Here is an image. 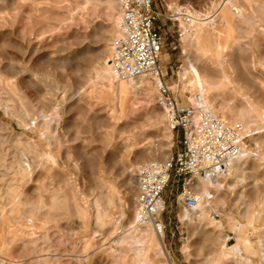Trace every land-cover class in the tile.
<instances>
[{"label":"rangeland","instance_id":"1","mask_svg":"<svg viewBox=\"0 0 264 264\" xmlns=\"http://www.w3.org/2000/svg\"><path fill=\"white\" fill-rule=\"evenodd\" d=\"M25 1L0 0V48L2 47L0 53L3 54L0 55V74L3 75L5 80L3 83L0 82V138L6 140L11 136L10 134L18 132L24 133L14 116L16 114H21V103L25 101L23 98L29 97L32 113L35 114V112L40 113L41 110H49L48 113L54 117L55 124H61L59 125L60 130L64 134L65 139L67 138V143L64 148H55L56 153H61L60 161L55 164L44 163L45 168L42 172L43 174H41L42 177H45L44 179L41 178V175L40 178L39 176H34V178L27 176L23 178L25 179L24 183L23 179L20 180L22 177L19 174H15L18 176L13 175L15 170L17 171V163L13 164V172L10 171L12 169L4 167L5 165H10L11 153L12 151L14 152V149L10 147L7 141L6 145L0 143V150L6 153L3 152L4 155H7L4 159H0V213L4 209L7 217L11 218V223L17 224L18 222H22V224L27 225L26 219L28 216L24 212L26 205L29 206L33 203H37L38 196L40 197V199H38V201L40 200L39 203H47L48 211L51 209L50 206L53 203L52 211L50 210L49 212L51 216L47 213V220L35 219V225L37 227L41 225L40 228L35 227L33 229L37 237L30 236L32 234H30L31 232L29 231L26 233H29L28 235L30 237L27 234L26 237L25 233L18 235L20 236L18 237L16 236L18 233L15 232L16 226H14V228L11 227L13 228L12 230L11 228L6 229V227H1L2 240L5 242L10 240L6 243L5 248H2L3 246L0 242V255L6 258L10 264H144L143 256L137 257L135 254V240L137 241L138 239V243H140L142 248H149L147 249V251H149L148 260L151 264H171L166 262L167 259L163 253L160 254L157 252L159 246H154V244H152L154 242L158 244V239L155 238L156 236L153 233L154 229L151 227L152 231L149 238L147 237L148 240H145L146 236L144 237L140 230H138V225L136 223L137 208L135 207L138 196V186L135 182L134 174L135 169L138 168L139 165L151 163V157H158L159 154V157L162 156V146L166 143L170 146V155H173L179 148V134L176 131L171 132L169 130L166 118L162 123V130H158V124L156 125L158 121L157 118L159 119L161 113L163 111L165 112V110L157 103V88L155 82L151 78H145V87L141 88L137 94H129L126 102V114L121 118L119 114V99L114 93L115 84L109 80H103V78L101 80L95 74V70L100 69L105 64V57L109 55L106 51L107 48H113L112 36L117 35L118 29V20L116 17H118L119 13L121 15V11L110 10L105 6V0ZM228 1L229 0H167V3H164L158 0L156 2V8L163 14L169 15L177 11L176 6H182L183 8L188 6L189 9H191L192 15L202 14V16L205 17L206 15L210 16L217 13L218 17L221 18L222 12L220 13V4L222 5V3ZM232 1L233 3L228 6L238 8V10L247 17L246 21L236 18L235 21L230 22L228 27L224 28L225 30H229L228 32L232 37L231 40L234 42V51L237 53V56L241 58L236 62L251 68L253 80H255V77L257 81L264 80V0ZM250 7L254 9H250ZM114 11L117 14H115ZM231 13L233 12L231 11ZM250 18H254L255 20L253 21V19H251V22ZM182 20L185 23H189L181 17L170 20L163 15L160 17L158 24L161 25L162 33L165 38V44L162 50V66L166 72H169L167 77L168 82L172 86L174 92H176V95L182 99V102L189 105L192 103L191 98L196 92L193 90L192 86L186 87L185 85L189 81L191 75H187L189 77L188 79H183L185 69L188 65V61H186L187 58L191 57L195 60L199 58L198 60L200 62L203 61L202 63H208L212 60L211 69L213 66H217L218 63H216L217 61L214 56L209 55V57L205 56L204 58L202 57L204 56L202 52L195 49L196 44L191 39L192 33L191 31L187 32L188 29H186L189 25L185 24ZM208 20H206V22H208ZM236 20L239 21L237 22ZM205 28L206 30L210 28L209 30L212 31L213 29H218L219 25H217V27L215 25L214 28L210 25H206ZM113 30L114 32L116 31L115 34ZM202 37L197 38L198 42L206 46L207 42L209 44V40L213 38L211 35L209 39L207 33L205 35L203 34ZM203 41L205 42L203 43ZM197 52H199V55H197ZM112 53L113 51H110V57H112ZM62 62L69 66L67 65L62 68L60 66L63 64ZM220 67L221 69L226 70L227 68L228 70L225 61L219 62L218 68ZM221 69H219V71H222ZM6 72L7 74H5ZM40 72H51L57 76L61 85L57 94L49 91L47 87L45 88L42 84L41 88H43L42 91L44 93L40 91V87L38 88L35 86L36 83L40 84L38 75ZM62 73L64 76H62ZM244 79L245 78H243V80ZM223 89L215 100H211L210 98V104L214 106L216 112L226 121L230 123H243L246 128H249V132L253 130L255 128V122L249 123L248 117H246L245 120L239 121L230 119L240 110V112L244 111V113L247 114L245 111L247 108L238 109V111L230 107L229 104L238 94L236 95L235 92V94H233ZM251 91L253 93L251 94V101L257 103L258 106L264 105V101L262 102V94L254 89ZM40 92L45 96L43 97ZM65 97L67 99V104L62 110L63 121L59 123V119L53 111L54 107L49 104L61 105ZM5 99L11 101L10 106L14 108L12 109L15 115L14 113L11 114L10 111L9 114H7L3 108ZM242 99L239 100L240 103L244 101L243 97ZM64 109H67V111ZM250 109L251 108L248 110ZM251 112L254 113L255 111L251 110ZM167 131L171 133L169 140H167ZM250 133L252 136L248 141V149L256 153L258 152L264 157V149L257 145V141L261 134L256 131ZM3 136L4 138H2ZM107 137L111 141L110 150L113 155L111 157L112 160L110 159L111 161L105 162L101 155V149ZM157 143H159V146L162 148H157V145L154 150L149 149L152 145ZM92 144L93 147L90 146ZM7 147L10 148V151H7ZM69 151L71 152L68 153ZM249 159L245 162L246 173L248 175H246V181L244 180L231 191L230 185L232 179L225 178V182L223 183L226 193L223 190L222 192L224 193L219 195L220 198L218 197L219 199L213 202L217 210L213 209L209 214L210 217L221 222L225 228V234L230 235V237H228L229 241H226L224 246H221L226 249H232V247L238 243V237L231 232L229 227L231 225L233 227L246 223L247 209L249 206H251L250 210L252 212V209L255 208L253 213H256L263 206L264 186L260 187L259 192H255L256 195L253 194V191H251L253 193L249 192L251 193L250 196H248V194L244 200L240 199L238 196L240 189H243L244 186L246 188L249 182L251 183L252 180L254 181V177L250 174V172H253L252 165L254 161L263 168L254 171L255 173L258 172L256 175L258 174V176H261V179H263L262 171L264 170V159L263 161L254 157ZM124 165L127 168H124ZM238 174L239 171H233V175ZM4 176L6 177L4 178ZM7 181L11 183L8 184ZM28 181H30V186L25 190L23 186ZM15 182L19 183L16 184ZM7 186L12 189L13 186L17 187L15 188L16 191L18 189V193L16 195L14 194L16 199L22 194V198L20 197L19 200H17L19 204L16 202V206L19 205L18 207L21 210V217L11 212L13 206L7 204L3 198L8 190ZM20 187H22V189H20ZM35 187H37V189H35ZM5 188L7 189L6 191ZM38 188L40 189L38 190ZM109 194L113 196H109ZM178 194L179 187L176 182H171L166 192V198L168 199L167 209L163 214V219L167 226L165 242L171 256V261L174 264H233V259L239 257L238 253L236 256L231 254L229 257L221 254L219 243L210 234L203 237L200 235L193 236L192 229L198 226L199 220L196 218L194 222L191 223L182 218V211L185 208L181 207L179 204ZM56 195L59 198H56ZM257 195L261 197L258 198ZM41 199H45L44 202H42ZM97 201H100V203L102 202L101 208L103 205V207H105L107 203H110L107 209V212H109L108 218L110 219L107 218V223H105L103 228L102 226L96 225L97 210L95 203ZM54 203L56 205H54ZM76 206H78L77 212V209H75ZM53 208L57 210L53 211ZM58 210L59 212H57ZM189 212L192 217L194 214H200V210L189 209ZM52 213L54 215H52ZM59 215L64 218H59ZM109 222L111 223L109 224ZM262 223H264V221ZM41 227L45 228L41 229ZM3 229L8 230L7 232L9 233L7 234L6 230ZM208 229L210 233L221 232L214 226ZM251 232H253V230H251ZM131 235L134 240L132 241L133 244L131 243ZM151 235L152 238H150ZM22 236L25 237L23 238ZM206 236H208V240L205 238ZM33 238L37 241L32 245H26L27 239L30 240ZM250 239L254 246L258 245V234L255 233L251 235ZM89 240L90 242H88ZM142 240L144 242H142ZM203 242H205V244ZM186 245H189L188 251L185 250ZM245 255L247 256L248 254ZM252 256L250 257L252 263L264 264L260 261L259 256L258 259L253 254ZM225 257H227V259Z\"/></svg>","mask_w":264,"mask_h":264},{"label":"bare ground","instance_id":"2","mask_svg":"<svg viewBox=\"0 0 264 264\" xmlns=\"http://www.w3.org/2000/svg\"><path fill=\"white\" fill-rule=\"evenodd\" d=\"M5 1V0H4ZM22 1V0H21ZM25 1V0H23ZM30 1V0H29ZM102 1V0H101ZM3 2V1H2ZM25 2H28V1H25ZM97 2V1H96ZM100 2V1H99ZM105 6H107L110 10H120V6H119V2L118 0H105ZM29 3H32V2H29ZM233 1L232 0H229L228 2L226 3H222V5L220 4V13L222 12V16L221 18L218 17V14H214V15H210V16H205L203 17L202 14H195V15H192L191 13V9H188L187 8V12L190 14V16L192 17L191 18V21L189 23H185L183 20V22L185 24H188L189 27L186 28L188 29V31H191L192 33V36H191V39L192 41L196 44V48L195 49H198V51L202 52V57L205 58V56H208L209 55H212L214 56V58L216 59V63H218L217 66H213L212 69H211V61L208 62V63H202L200 62L198 59L195 60V59H192L191 57L187 58L186 61H188V65H187V68L185 69V74H184V77L183 79H188L189 75H191L189 81L185 84L186 87L188 86H192L193 90L196 92L194 94V96L191 98V102H194V99H195V96L198 94V93H201L204 97V100L206 102V104H208L209 106H212L214 108V106L212 104H210V98L211 100H215L216 97L218 95H220L219 93L222 92V89L224 88L225 91L228 90L229 92L235 94L236 93V97L234 98L233 101H231V103L229 104L230 107L236 109V110H240V109H246L245 110L247 112V114L244 113V111L240 112H236V114H234L230 119L231 120H234V121H239V120H245L246 117L249 118V123L251 122H255V128L253 130H250V132H258L261 134V136L259 137L258 141H257V145L258 147H262L264 149V105H261V106H258L257 103H254L253 101H251V94L252 91L251 90H255L257 92H259L260 94H262V102L264 101V80H258L256 79V77L254 78L255 80H253L252 78V72H251V68H249L247 65V67L243 66V65H240L238 64L236 61L237 60H240L241 58H239V56H237V53L234 51V42H232V37L230 36L229 34V30H225L224 28L228 27L230 22H233L235 21V19L237 18H240L243 19V21H246L247 20V17H245V15L242 14V12H240V10H238V8L236 7H229L228 5L229 4H232ZM248 4V3H247ZM247 6V5H246ZM177 7V10L181 13L183 7L182 6H176ZM250 9H254V8H251ZM231 11L233 13H231ZM262 11V10H261ZM115 12V11H114ZM113 12V13H114ZM120 12V11H119ZM244 12V11H243ZM254 12V10H253ZM259 12V11H257ZM194 13V12H193ZM256 13V12H255ZM16 14V13H15ZM18 14V13H17ZM115 14H117L115 12ZM234 14V15H233ZM247 14V13H246ZM252 15V14H251ZM120 13L118 15L117 20L119 22V19H120ZM212 16V18H211ZM247 16V15H246ZM209 19V20H208ZM253 19V21L255 20L254 18H250V20ZM206 20H208V22H206ZM237 21V20H236ZM239 21V20H238ZM237 21V22H238ZM241 22V21H240ZM252 22V20H251ZM257 22V21H256ZM249 23V22H247ZM251 24V23H250ZM259 24V23H258ZM206 25H210L212 26V28H214V26L216 25H219V28L218 29H213L212 31H210L208 28V30H206L205 26ZM186 26V25H185ZM236 26V25H235ZM117 27V26H115ZM208 27V26H207ZM102 28V27H101ZM104 28V27H103ZM114 29V28H113ZM241 29V27H240ZM113 33L115 34L116 31L114 32L113 30ZM208 34V37L210 39L211 35L213 36L212 40H209V44L207 42V46L204 45V44H201V42L199 43L198 42V39L197 38H201L202 35L204 34ZM112 34V35H114ZM115 36V35H114ZM112 36L113 38V41H114V37ZM204 37V36H203ZM202 37V38H203ZM240 38V37H239ZM110 39V38H109ZM225 40V41H224ZM236 40V39H235ZM110 41V40H108ZM240 41V40H239ZM17 42V41H16ZM205 41H203L204 43ZM113 44V43H112ZM211 44V45H210ZM237 45V44H236ZM94 47V46H93ZM90 48V47H89ZM88 48V49H89ZM110 48V47H109ZM107 48V52L109 53V55H106V61H105V64L104 66H102L100 69H96L95 70V74L96 76L102 80H109L111 82H113L115 84L114 86V93L118 96V99H119V107H120V117H124L125 114H126V108H127V100H128V96L130 93H135L137 94L138 91L145 87V78H139V79H136V80H132V81H116L115 78L113 77L112 75V68H111V57H110V51L112 52L113 51V48ZM236 48V46H235ZM2 49V47L0 48ZM4 50V48H3ZM91 50V49H89ZM88 50V52H89ZM93 51V50H92ZM91 51V52H92ZM2 52V51H1ZM5 52V51H4ZM87 52V50H86ZM85 52V53H86ZM192 53V52H191ZM199 55V52H197ZM6 54H7V51H6ZM13 54V53H12ZM193 54V53H192ZM191 54V55H192ZM0 55H3L2 53H0ZM189 55V54H188ZM196 55V56H197ZM194 56V54H193ZM200 57V56H199ZM207 57V58H208ZM195 58V57H193ZM203 59V58H202ZM201 59V60H202ZM210 60V59H209ZM90 61V60H89ZM221 61H225L227 63V66H228V70L226 68V70L224 69H221L218 68L219 66V62ZM91 62V61H90ZM207 62V61H206ZM63 63V62H62ZM68 63V62H67ZM72 63V62H71ZM210 63V64H209ZM213 63V62H212ZM55 64V63H54ZM70 64V63H69ZM73 64V63H72ZM94 64V63H93ZM96 64V63H95ZM221 64V63H220ZM68 65V64H67ZM66 63L60 65L62 68L66 67L67 66ZM254 65V64H253ZM57 66V65H56ZM69 66V65H68ZM82 66V65H81ZM259 66V65H257ZM80 67V66H79ZM96 67V66H95ZM93 68V67H92ZM262 68V66H261ZM219 69H221L222 71H219ZM253 69V68H252ZM15 70V69H13ZM18 70V69H17ZM261 70V69H260ZM32 71V70H31ZM263 71V70H262ZM8 72V71H7ZM7 72L5 74H7ZM15 72V71H14ZM39 72V71H38ZM19 73V72H18ZM264 73V72H263ZM12 74V73H11ZM15 74V73H14ZM90 74V73H89ZM9 75V74H8ZM35 75V74H34ZM39 83H36L35 86H37L38 88L42 87L43 85L45 86V88L47 87V89L51 92H54L55 94L58 93L59 89L61 88V85H60V81L58 80L57 76L51 72H40L39 74ZM93 75V74H92ZM188 75V76H187ZM262 75V74H261ZM12 76V75H11ZM62 76H64V74L62 73ZM263 76V75H262ZM260 77V76H259ZM258 77V79H259ZM243 78H245L243 80ZM264 78V77H263ZM261 78V79H263ZM98 79V80H99ZM5 80H4V77L2 74H0V82L3 83ZM36 81V80H35ZM24 83V82H23ZM28 83V81H27ZM25 84V83H24ZM42 84V86H41ZM27 85V84H26ZM28 86V85H27ZM43 88L40 89V91H42ZM223 89V90H224ZM33 90V89H32ZM39 90V89H38ZM35 91V90H34ZM33 91V92H34ZM48 91V92H49ZM251 91V92H250ZM13 92V91H12ZM43 92V91H42ZM42 92H40V94H42ZM210 92V93H209ZM235 92V93H234ZM44 93V92H43ZM39 94V93H38ZM210 94V95H209ZM43 95V94H42ZM229 95V94H228ZM45 95H43L44 97ZM242 97L244 98V101L243 102H239V100L242 99ZM76 98V97H75ZM21 99V98H20ZM25 99V101L23 102L22 101V107H21V114L19 115H15V112H14V108L11 107L10 105V100L8 99H5L4 102H3V108L5 109V111L7 112V114H9V111L12 113H14V117H16L15 120H17V123L19 125V127H21L24 131V133H13V134H10L11 136L9 138H7L6 140L4 139H1L0 138V143L3 144V145H6V141L9 142L10 144V147L14 149V152L12 151L11 153V162H10V165H2L4 166L5 168H8V169H12L10 170L11 172H13V164L17 163V171L15 170V173L13 174L14 176H18V175H15V174H19L22 178H20V180H22L24 177H31V178H34V176H39L40 178V175L43 174L42 172L44 171V168H45V164L46 163H51V164H55L57 163L58 161H60L61 159V153L55 151V148L57 147H60V148H64L67 141L65 139V136L64 134L62 133V131L60 130V126L61 124H59L61 121H63V116H62V110L64 108V106L67 104L66 102V97L65 99L62 101V104H49L50 106L54 107L53 108V111L55 112L56 114V117L59 119V125L55 124L54 122V117L52 115H50L48 111H43L41 110L40 113H37L35 112L32 113V110L30 109V99L29 97H25L23 98ZM22 99V100H23ZM44 99V98H43ZM40 100V99H39ZM243 100V99H242ZM246 100V101H245ZM47 101V100H46ZM2 106V105H1ZM263 106V107H262ZM68 107V106H67ZM251 108L250 110H248L249 108ZM13 108V109H12ZM162 108V107H161ZM71 109V108H70ZM65 110V109H64ZM164 110V109H163ZM215 110V109H214ZM251 110H254L255 112H251ZM67 111V109L65 110ZM216 111V110H215ZM230 111V110H229ZM250 111V112H248ZM67 113V112H66ZM238 113V114H237ZM64 114V113H63ZM254 115V116H253ZM12 116V115H11ZM119 117V118H120ZM159 117V116H158ZM13 118V116H12ZM167 119V114L166 112H162L161 113V117H159V119L157 118V122H156V125L158 124V130L161 131L162 130V123L164 122V119ZM107 119V118H106ZM117 119V118H116ZM156 119V118H155ZM147 121V120H146ZM1 123V122H0ZM62 123V122H61ZM106 123V122H105ZM154 123V122H153ZM6 124V123H5ZM4 124V125H5ZM108 124V123H107ZM1 125V124H0ZM2 125V126H4ZM109 125V124H108ZM1 126V127H2ZM7 126V125H6ZM107 126V125H106ZM132 127V126H131ZM4 128V127H3ZM5 129V128H4ZM165 129V128H164ZM3 130V129H2ZM146 130V129H145ZM157 130V131H158ZM169 130L171 132H173L170 128ZM248 132H249V128H247ZM10 131V130H9ZM14 131V130H13ZM27 131V132H26ZM170 131L168 132V136H167V140H169V138L171 137V133ZM145 132V131H144ZM166 132V133H167ZM29 134V135H27ZM32 135V136H31ZM108 135V134H107ZM9 136V134H8ZM7 137V135H6ZM165 137V136H164ZM4 138V136L2 137ZM147 138V137H146ZM106 140H104L105 142H103L102 144V157L103 159L105 160V162H108L113 153L111 152V145H110V140L109 138H105ZM165 139V138H164ZM76 141V140H75ZM153 141V140H152ZM168 142V141H167ZM0 144V145H1ZM112 144V143H111ZM168 143L164 144V146L160 147L159 146V143L155 144V145H152L151 150H154L157 146V148H162V156L159 157H151L150 159V162H155V163H158V164H166L172 155H170L169 153V149H170V146L167 145ZM161 145V144H160ZM91 147H93V144L90 145ZM149 146V145H148ZM8 148V147H7ZM145 148V147H144ZM159 148V149H160ZM10 151V148L7 149V151ZM6 151V152H7ZM157 151V149H156ZM4 151L0 150V159H4L5 156L7 155H4L3 153ZM71 151H69L68 153H70ZM131 152V151H130ZM152 152V151H151ZM154 152V151H153ZM112 153V154H111ZM6 154V153H5ZM145 154V153H144ZM148 156V155H147ZM143 157V156H142ZM257 158V159H261L263 161L264 157L259 154L258 152H254L253 150L251 149H248L245 148L244 151L242 152V154L240 155V157L236 160V161H233L231 163V165L229 166V170L226 174H224L223 176H221V178L219 180H214L212 178L210 179H206V180H202L201 181V184H200V189L202 191V194H203V200L200 202V204L198 205V207L194 208V210H200V214H194L193 217L191 215V213L189 212V209L186 210V209H183L182 211V218L184 220H188L190 221L191 223L194 222V219H198L199 222H198V226L195 227L194 229H192L193 231V236L195 235H200V236H205V235H208L210 234L212 237H214V239L219 243L220 247L224 244L226 241H229L228 240V237H230V235L228 234H225V228L223 227V225L221 224V222L219 221H216L215 219H213L212 217H210V212L213 210V209H216L217 210V207L214 205V201L219 199V195L222 194V193H226V190H225V185L223 182L225 178H230L232 179V183L230 185V190L233 191V189L237 186V185H240L245 179H246V166H245V162L247 161V159L249 158ZM144 158V157H143ZM147 159V158H145ZM149 159V158H148ZM6 160V159H5ZM4 160V161H5ZM112 160V159H111ZM110 160V161H111ZM124 160V159H123ZM144 160V159H143ZM250 160V159H249ZM3 161V160H1ZM148 161V160H147ZM261 161V162H262ZM103 162V161H102ZM124 162V161H123ZM122 162V163H123ZM45 163V164H44ZM145 163V161H144ZM147 164V163H146ZM110 165V164H109ZM125 166V165H124ZM260 164H257L256 161L253 162V165H252V171L253 172H250L251 176L254 177V181L252 180V182L248 183L246 185V188H245V184L243 185L244 188L243 189H240L239 190V197L240 199L244 200V198L248 195L250 196L251 193L255 194V192H259L260 190V187L261 186H264V170L262 171V175H263V179H261V176H258V174L256 175V173L258 172H254L255 170H260V169H263L262 167L260 168ZM48 168V167H47ZM46 168V169H47ZM50 168V167H49ZM124 168H127L126 166ZM2 169V168H1ZM48 170V169H47ZM46 170V171H47ZM234 170H237L239 171V174L238 175H233V171ZM2 171V170H1ZM5 171V170H4ZM45 171V172H46ZM2 173V172H1ZM4 173V172H3ZM6 173H7V170H6ZM9 173V172H8ZM5 174V173H4ZM12 175V176H13ZM248 176V175H247ZM3 177V176H1ZM6 176H4L5 178ZM13 178V177H12ZM19 178V177H18ZM38 178V177H37ZM41 178L44 179L45 177H42L41 175ZM103 178V177H102ZM11 179V178H10ZM15 179V178H14ZM17 179V178H16ZM15 179V180H16ZM95 179V178H94ZM100 179V178H99ZM134 179H135V182H136V178H135V174H134ZM252 179V178H251ZM250 179V180H251ZM1 180V179H0ZM18 180V179H17ZM23 183L25 182V179H23ZM38 180V179H37ZM263 180V181H262ZM10 181V180H9ZM8 182V184H10L11 182ZM12 181V180H11ZM36 181V179H35ZM246 181V180H245ZM14 182V181H12ZM20 182V181H19ZM19 182H15L16 184L19 183ZM32 182V181H31ZM38 182V181H37ZM36 182V183H37ZM40 182V181H39ZM231 182V181H230ZM22 183V182H21ZM111 183V182H109ZM246 183V182H245ZM15 184V185H16ZM34 184V183H33ZM108 184V183H107ZM5 185V184H4ZM14 185V184H13ZM35 185V184H34ZM6 186V185H5ZM9 186V185H8ZM7 186V189L5 188V191H6V195L3 196L5 202H7V204L9 205H12V209H11V212L14 213V215L16 214V216H20V208L18 207L19 205L16 206V202L17 200H19V198L21 197L22 198V194H20L21 196L19 198L16 199L15 195L18 193V189L16 191V186H13V189L12 188H9ZM30 186V181L26 182V184L23 186L25 188V190ZM103 186V184H102ZM104 186H107V185H104ZM111 186V185H110ZM16 187V188H15ZM242 187V186H241ZM56 188V187H55ZM116 188V187H115ZM20 189H22V187H20ZM35 189H37V187H35ZM40 188H38L39 190ZM111 189V188H109ZM24 190V191H25ZM43 190V189H42ZM41 190V191H42ZM115 190V189H113ZM224 190V192H222ZM11 191V192H10ZM16 191V192H15ZM34 191V190H33ZM32 191V192H33ZM37 191V190H35ZM253 191V192H251ZM23 192V191H22ZM251 192V193H249ZM2 193H3V188H2ZM37 193V192H36ZM35 193V195H36ZM91 193V192H90ZM263 193V192H262ZM15 194V195H14ZM92 194V193H91ZM258 194V193H257ZM260 194V193H259ZM264 194V193H263ZM29 195V194H28ZM31 195V193H30ZM256 195V194H255ZM38 196V195H37ZM57 196V195H56ZM109 196H113V195H110ZM225 196V195H224ZM227 196V195H226ZM237 196V197H238ZM33 197V196H32ZM39 197V196H38ZM37 197V203H33L31 205H26L25 206V210L24 212L26 213V215L28 216V218L26 219L27 221V225H24L22 224V222H18L17 224H13L11 223V218H8L7 215H6V211L3 209V211L0 213V228L2 227H6L7 228H11L14 226H16V231L17 232L16 236L18 235H21V234H24L25 235L27 234L26 232L29 231L31 232L30 236H34V237H37L36 236V233L33 232V229L36 227V228H40L41 225H39L38 227L35 225V219L36 220H45L46 218L48 219L47 217V213L49 214L50 210L52 209V204H51V209H47V203L43 204V203H39L38 199H40V197L38 198ZM219 197V198H218ZM223 197V196H221ZM258 197V195H257ZM261 197V196H260ZM258 197V198H260ZM15 200H14V199ZM36 198V197H34ZM56 198H59L58 196ZM97 198V197H96ZM103 198H104V195H103ZM27 199V198H26ZM25 199V200H26ZM65 199V198H64ZM109 199V198H108ZM239 199V200H240ZM22 200V199H21ZM33 200V199H32ZM45 200V199H44ZM44 200L41 199L42 202H44ZM56 200V199H55ZM96 200V199H95ZM94 200V201H95ZM100 200V199H99ZM238 200V202H239ZM241 200V201H242ZM104 201V199H103ZM28 202V201H27ZM109 202V201H108ZM263 202V206L256 212V213H253L255 210H253V212L250 210V207L247 209V221L245 224L243 225H236V226H233L232 225L229 227V229L231 230V232L233 234H235L237 237H238V243L232 247V249H226L224 247H221V254L223 255H227L228 257L231 255V254H234L236 256V254L238 253L239 254V257H235L233 260V264H256V263H252V259L250 258L252 256V254L258 259V256H259V259L260 261H262L264 263V223H262L264 221V201ZM18 203V202H17ZM102 203V202H101ZM101 203L100 201H97L95 203V207H96V210H97V213H96V225L98 226H103L105 225L106 220L110 219L108 218L109 217V212H107V209L109 208V205L110 203H107L105 207H103L105 203H103L102 205V208H101ZM244 203V202H243ZM19 204V203H18ZM240 204V202H239ZM54 205H56L54 203ZM62 206V205H61ZM112 206V204H111ZM110 206V207H111ZM248 206V205H247ZM55 207V206H54ZM78 206H76L75 209L76 212L78 211ZM137 208V201H136V206ZM122 208V207H121ZM135 208V209H136ZM235 208V207H234ZM56 209V208H55ZM57 210V209H56ZM54 210L53 208V211H56ZM111 210V208H110ZM245 210V209H244ZM257 210V209H256ZM52 211V210H51ZM137 211V210H136ZM59 212V210L57 211ZM124 212V211H123ZM12 214V213H11ZM59 214V213H58ZM70 214V213H69ZM50 215V214H49ZM52 215H54L52 213ZM57 215V214H56ZM75 215V214H74ZM51 216V215H50ZM63 216V215H62ZM122 216V214H121ZM21 217V216H20ZM53 217V216H52ZM75 217V216H74ZM77 217V216H76ZM111 217V216H110ZM15 218V217H13ZM56 218V217H55ZM59 218H64V217H60L59 215ZM108 218V219H107ZM122 218V217H121ZM22 219V218H21ZM46 219V220H47ZM17 220V219H16ZM78 221V220H77ZM112 221V220H110ZM39 223V222H38ZM111 222H109L110 224ZM137 223V221H136ZM37 224V223H36ZM61 224V223H60ZM108 224V225H109ZM3 225V226H2ZM138 225V224H137ZM136 225V226H137ZM44 226V225H43ZM126 226V225H125ZM216 227L217 230H220L221 232L220 233H210L209 232V227ZM227 226V225H226ZM46 227V226H45ZM45 227H41V229H44ZM61 227V226H60ZM11 228V230L13 229ZM101 228V227H100ZM153 228V227H152ZM152 228L151 226H141V225H138V230H140V232L144 235V237L146 236L145 240H148L147 237L149 238L150 236V233L152 231ZM6 229H3V230H6ZM127 229V228H125ZM154 229V228H153ZM10 230V229H9ZM214 230V229H213ZM251 230H253V232H251ZM8 230H6L7 232ZM35 231V230H34ZM12 232V231H11ZM9 232H7L8 234ZM95 233V232H94ZM108 233V232H107ZM153 233L154 235L156 236L155 238L158 239V244L155 242L152 243L157 246H159V250L157 251L158 253H163L167 259L166 262L168 263H171V264H174L172 261H171V256L169 254V251L167 249V246H166V242H165V233L164 234H160L158 233L155 229L153 230ZM258 234L259 236V240H258V245L257 246H254L250 237L251 235H254V234ZM14 234V232H13ZM29 234V233H28ZM27 234V235H28ZM131 234V233H130ZM133 234V233H132ZM137 234V233H136ZM5 235V234H4ZM15 235V234H14ZM26 235V237H27ZM134 235V234H133ZM9 236V235H8ZM29 236V235H28ZM29 236V237H30ZM39 236V235H38ZM137 236V235H136ZM199 236V237H200ZM7 237V235H6ZM20 237V236H18ZM23 237V236H22ZM25 237V236H24ZM23 237V238H24ZM138 237H139V234H138ZM208 236H206L205 238L207 239ZM4 238V237H3ZM8 238V237H7ZM10 238V237H9ZM17 238V237H16ZM125 238V237H123ZM152 238V235L151 237ZM5 239V238H4ZM13 239V238H12ZM131 239H132V235H131ZM137 239V238H136ZM205 239V240H206ZM212 239V238H211ZM8 240V239H7ZM10 240V239H9ZM8 240V241H9ZM15 240V239H14ZM17 240V239H16ZM24 240V239H22ZM129 240H130V236H129ZM151 240V239H150ZM156 240V239H155ZM208 240V239H207ZM206 240V241H207ZM213 240V239H212ZM7 241V242H8ZM37 241L35 240L34 238L33 239H30L28 240L27 239V244H34V242ZM132 241H134L133 239L131 240V243ZM210 241V240H209ZM0 242L2 243V248H5L6 247V243L4 240H2V231L0 230ZM18 242H19V239H18ZM25 242V241H23ZM90 242V240L88 241ZM136 242V247H135V251H136V256L139 257V256H143L144 258V264H151L148 260V252L147 249L149 248H142L140 246V243H138V239L137 241L135 240ZM134 242V243H135ZM142 242H144L142 240ZM205 244V242H203ZM38 244V243H37ZM36 244V245H37ZM133 244V243H132ZM151 244V245H152ZM201 244V243H200ZM203 244V245H204ZM35 245V246H36ZM150 245V246H151ZM201 246V245H199ZM25 247V246H24ZM30 247V246H29ZM39 247V246H38ZM145 247V246H144ZM23 248V247H22ZM95 248V247H94ZM133 248V247H132ZM33 250V249H32ZM120 250V249H119ZM185 250L188 251L189 250V245H186L185 246ZM220 250V249H219ZM218 250V252H219ZM36 251V250H35ZM132 251V250H131ZM5 252V250H4ZM88 252V250H87ZM35 253V252H34ZM213 253V252H212ZM210 254H211V251H210ZM245 254H248V255H251V256H246ZM220 255V254H219ZM1 256V255H0ZM38 256V255H37ZM156 256V255H155ZM233 256V255H232ZM231 256V257H232ZM230 257V258H231ZM249 257V258H248ZM253 257V256H252ZM227 259V257H225ZM231 261V260H230ZM256 261V260H255ZM142 262V261H141ZM10 263V262H9ZM164 263V262H163ZM229 264V263H228Z\"/></svg>","mask_w":264,"mask_h":264},{"label":"built area","instance_id":"3","mask_svg":"<svg viewBox=\"0 0 264 264\" xmlns=\"http://www.w3.org/2000/svg\"><path fill=\"white\" fill-rule=\"evenodd\" d=\"M158 0H118L121 16L113 41L112 75L116 81L151 78L157 88V103L165 110L169 128L180 137L179 148L166 164L155 162L135 169L138 186L136 221L166 233L163 214L167 209L166 192L171 182L179 187L181 207L194 209L203 200L202 180H219L236 161L252 136L243 123H230L201 93L194 102H182L168 82L169 72L162 66L165 38L159 25L161 16L170 20L191 16L184 7L181 13L165 15L158 11ZM167 3V0H161ZM0 264H10L0 256Z\"/></svg>","mask_w":264,"mask_h":264},{"label":"crops","instance_id":"4","mask_svg":"<svg viewBox=\"0 0 264 264\" xmlns=\"http://www.w3.org/2000/svg\"><path fill=\"white\" fill-rule=\"evenodd\" d=\"M167 201H168V199H167Z\"/></svg>","mask_w":264,"mask_h":264}]
</instances>
